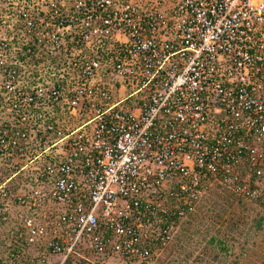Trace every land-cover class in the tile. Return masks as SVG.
Here are the masks:
<instances>
[{
    "label": "built area",
    "instance_id": "obj_1",
    "mask_svg": "<svg viewBox=\"0 0 264 264\" xmlns=\"http://www.w3.org/2000/svg\"><path fill=\"white\" fill-rule=\"evenodd\" d=\"M215 186L264 200V0H0V264L147 263Z\"/></svg>",
    "mask_w": 264,
    "mask_h": 264
},
{
    "label": "rangeland",
    "instance_id": "obj_2",
    "mask_svg": "<svg viewBox=\"0 0 264 264\" xmlns=\"http://www.w3.org/2000/svg\"><path fill=\"white\" fill-rule=\"evenodd\" d=\"M79 124H82L80 122ZM6 231L0 235V243ZM216 238L225 242L223 255L210 247ZM33 255V252L30 251ZM123 264L95 256L82 249L76 257L51 258L49 264ZM264 264V200L241 199L224 187L215 186L198 205L196 212L180 226L170 246L145 264Z\"/></svg>",
    "mask_w": 264,
    "mask_h": 264
},
{
    "label": "trees",
    "instance_id": "obj_3",
    "mask_svg": "<svg viewBox=\"0 0 264 264\" xmlns=\"http://www.w3.org/2000/svg\"><path fill=\"white\" fill-rule=\"evenodd\" d=\"M263 201V200H262ZM210 247H212L214 250H219V252L223 255H227L229 253V248L228 246L225 244V242H222L220 240H216V238H213L210 243H209ZM81 251V250H80ZM77 255H79V252L77 254H73L70 257H76ZM69 257V258H70ZM68 258V259H69ZM66 263L68 264H73L72 260H68ZM80 264H88L85 260H80ZM145 264V263H143ZM236 264H239V262H237Z\"/></svg>",
    "mask_w": 264,
    "mask_h": 264
},
{
    "label": "crops",
    "instance_id": "obj_4",
    "mask_svg": "<svg viewBox=\"0 0 264 264\" xmlns=\"http://www.w3.org/2000/svg\"><path fill=\"white\" fill-rule=\"evenodd\" d=\"M62 119L64 120L63 122L66 123L67 125H69L71 128H76V127H78V125H79V123H80V122H79L78 120H76V119H73L72 121H69V120H68V117H66V116H63Z\"/></svg>",
    "mask_w": 264,
    "mask_h": 264
}]
</instances>
